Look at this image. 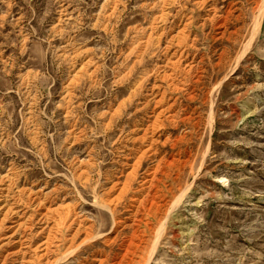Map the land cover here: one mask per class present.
Wrapping results in <instances>:
<instances>
[{
    "label": "rangeland",
    "instance_id": "obj_1",
    "mask_svg": "<svg viewBox=\"0 0 264 264\" xmlns=\"http://www.w3.org/2000/svg\"><path fill=\"white\" fill-rule=\"evenodd\" d=\"M0 264H264V0H0Z\"/></svg>",
    "mask_w": 264,
    "mask_h": 264
},
{
    "label": "bare ground",
    "instance_id": "obj_2",
    "mask_svg": "<svg viewBox=\"0 0 264 264\" xmlns=\"http://www.w3.org/2000/svg\"><path fill=\"white\" fill-rule=\"evenodd\" d=\"M26 241V240H25Z\"/></svg>",
    "mask_w": 264,
    "mask_h": 264
}]
</instances>
